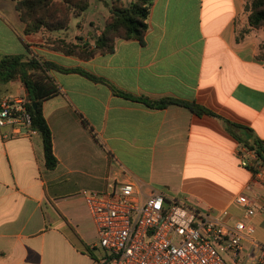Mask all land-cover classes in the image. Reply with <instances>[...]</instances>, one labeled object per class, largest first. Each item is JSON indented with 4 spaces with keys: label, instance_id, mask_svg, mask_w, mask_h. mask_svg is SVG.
<instances>
[{
    "label": "crops",
    "instance_id": "1",
    "mask_svg": "<svg viewBox=\"0 0 264 264\" xmlns=\"http://www.w3.org/2000/svg\"><path fill=\"white\" fill-rule=\"evenodd\" d=\"M16 1L0 0V57L34 56L103 81L49 73L59 87L43 104L54 170L40 135L0 127V264H95L102 249L84 191L134 181L145 195L167 192L235 218L243 215L240 194L264 203V185L240 159L243 145H264V27L250 26L246 0H154L143 41L118 39L113 53L90 60L49 49L43 32L26 34ZM94 29L99 36L102 28ZM113 89L194 102L213 114L152 108ZM6 98L30 100L20 79L0 83ZM253 224L264 229V215Z\"/></svg>",
    "mask_w": 264,
    "mask_h": 264
},
{
    "label": "built area",
    "instance_id": "2",
    "mask_svg": "<svg viewBox=\"0 0 264 264\" xmlns=\"http://www.w3.org/2000/svg\"><path fill=\"white\" fill-rule=\"evenodd\" d=\"M29 103L25 98L0 100V127L10 126L14 135H39L32 126ZM240 159L264 185V163L255 153L244 147ZM83 195L102 249L95 264H264V244L255 239L253 224L255 215H264V203L245 194L235 199L243 211L241 218L227 209L194 207L163 191L145 195L134 181Z\"/></svg>",
    "mask_w": 264,
    "mask_h": 264
},
{
    "label": "trees",
    "instance_id": "3",
    "mask_svg": "<svg viewBox=\"0 0 264 264\" xmlns=\"http://www.w3.org/2000/svg\"><path fill=\"white\" fill-rule=\"evenodd\" d=\"M154 0H134L125 6L123 0H112L110 14L99 36L90 35V39L77 38L69 40L68 36H49L58 31H68L72 18L80 17L89 7V0H17L16 10L25 24V33L45 34L46 46L66 56L90 60L99 54H110L116 49L118 39L143 41L149 25L148 20ZM245 11L251 27H264V0H246ZM79 40V41H77ZM261 57L264 59V43L261 46ZM52 70L79 72L90 79L103 81L95 75L77 68H64L54 62L36 57L26 60L25 55H4L0 57V83H9L20 79L29 92L30 103L27 109L32 118V126L43 140L46 167L54 170L59 160L54 153L53 133L47 122L43 104L45 100L59 93V87L51 78ZM122 97L142 102L152 108H167L178 105L189 109L197 115L213 114L202 106L175 98H163L156 101L144 97H135L128 93L113 89ZM33 103H37L36 107ZM243 147L255 153L264 163V145L255 140L252 145Z\"/></svg>",
    "mask_w": 264,
    "mask_h": 264
},
{
    "label": "rangeland",
    "instance_id": "4",
    "mask_svg": "<svg viewBox=\"0 0 264 264\" xmlns=\"http://www.w3.org/2000/svg\"><path fill=\"white\" fill-rule=\"evenodd\" d=\"M133 1L134 0H123L125 6L130 5ZM111 3L112 0H89L88 9L82 14V16L72 18L68 31H58L56 34L60 37L67 35L69 40H76L77 38L85 40L84 37L81 36H88L91 32L95 33V27L100 29L103 28L106 22V17L110 13L109 6ZM88 39H90V37H88ZM52 59L59 64H70V62L66 61L65 58L52 57ZM254 237L260 243L264 244V229H258L254 234ZM245 244L246 247H249L250 245L248 242ZM223 257L225 260L229 259L227 255L223 254Z\"/></svg>",
    "mask_w": 264,
    "mask_h": 264
},
{
    "label": "water",
    "instance_id": "5",
    "mask_svg": "<svg viewBox=\"0 0 264 264\" xmlns=\"http://www.w3.org/2000/svg\"><path fill=\"white\" fill-rule=\"evenodd\" d=\"M37 103H33V106L36 107Z\"/></svg>",
    "mask_w": 264,
    "mask_h": 264
}]
</instances>
